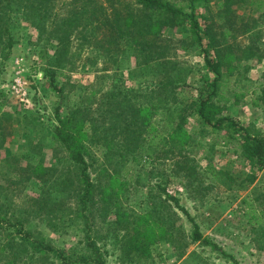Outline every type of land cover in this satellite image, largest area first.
Here are the masks:
<instances>
[{
  "label": "trees",
  "instance_id": "16d2710c",
  "mask_svg": "<svg viewBox=\"0 0 264 264\" xmlns=\"http://www.w3.org/2000/svg\"><path fill=\"white\" fill-rule=\"evenodd\" d=\"M199 3L206 10L202 14L195 12ZM21 21L29 23L37 31L39 42L45 43L39 54L45 64L43 74L61 101H65L66 93L80 91L81 102L71 106L64 116L61 106L55 110L59 124L53 125V136L78 169L74 198L76 211L85 225V251L68 253L50 241L34 238L20 218L12 222L0 220V233L13 228L17 234L9 250L43 254L61 264H107L104 252L93 239L92 228L98 208L104 204L111 207L107 208L105 218L117 208L116 224L122 226L126 236H132L127 241L130 253L145 255L144 248L155 242L160 233L168 235L173 245L183 241L185 251L189 244L200 243L239 264L203 236L180 200L167 194L164 188L161 198L163 194L166 198L162 202L171 201L187 218L192 226L189 236L168 225L165 210L157 205L146 215H133L130 222L122 220L127 211L120 205V195L113 185L110 186L113 195L105 192L103 198L107 200H101L97 206L95 183L85 157L84 128L90 126L93 141L108 151L116 149L125 163L172 161L174 172L187 178L199 177L191 151L203 148L201 141L206 136H217L224 146L232 145L249 167L234 175L230 169H217L208 161L205 174L230 191L241 192L254 185L259 177L256 171L264 177V133L246 128L226 115L232 100L227 88L234 71L240 75L235 62L264 60V0H0V75L18 43L13 32ZM176 30L182 35L177 41L164 34ZM242 37L247 39L246 43L240 40ZM192 48L200 49L203 69L213 75L205 79L195 100L181 98L177 93L187 86L188 73L186 64L176 59L177 52ZM127 57L136 61L134 79L149 72L151 81L139 83L138 88L126 85L120 63ZM79 62L95 69V82L87 86L70 81L61 85L57 80L76 72ZM110 79L113 82L108 87L105 82ZM239 82L241 79L236 80V84ZM261 87L263 90L252 106L264 109V86ZM194 116L202 126L198 137L187 127ZM0 128L4 126L0 124ZM261 194L264 197V187ZM242 203L247 205L252 232L259 239L258 247L264 251V212L248 199ZM175 216L178 217L177 213Z\"/></svg>",
  "mask_w": 264,
  "mask_h": 264
},
{
  "label": "rangeland",
  "instance_id": "374dc122",
  "mask_svg": "<svg viewBox=\"0 0 264 264\" xmlns=\"http://www.w3.org/2000/svg\"><path fill=\"white\" fill-rule=\"evenodd\" d=\"M205 11L203 3L197 4V14ZM13 33L18 43L0 75V124L4 126V129L0 128V220L12 222L14 218H20L34 238L50 241L68 253L72 250L83 253L85 225L76 211L78 207L74 198L78 187V169L53 136V125L59 124L55 110L61 106L64 116L71 106L81 102L78 97L80 91L66 93L67 97L62 102L44 77L45 64L39 54L45 43L39 42L37 31L29 23L21 21ZM164 34L175 41L182 36L178 30ZM240 40L247 42L243 37ZM176 59L188 67L187 86L181 87L177 93L181 98L195 100L205 79L209 76L213 78V75L204 71L199 48L178 51ZM135 63L134 58H125L120 63V74H125L126 85L138 88L139 83L151 81L152 75L146 72L139 79H134L132 71ZM235 64L240 75L237 76V71H234L228 78L227 91L232 100L226 115L246 128L264 133V109L252 106V101L263 90L264 60L253 59ZM244 66L248 69L244 70ZM98 68H101L100 62ZM76 70L67 79L59 78L57 81L61 85L70 81L79 86L95 82L94 68L79 62ZM17 77L31 91L28 104L21 103L11 93L13 80ZM237 79H241L239 84H236ZM112 82L107 80L105 85L109 87ZM187 127L196 137L202 128L195 116L190 117ZM84 131L87 134L84 140L87 147L85 157L95 183L97 206L101 200H107L103 198L105 192L113 195L110 191L113 185L120 195V205L127 211L122 220L130 222L133 215H146L153 205H157L165 210L164 219L168 225H173L176 232H185L189 236L192 226L187 218L171 201L162 202L166 198L164 194L161 198V189L164 188L167 194L180 200L181 206L199 225L203 236L232 255L239 264H264V251L258 247L259 239L252 232L247 205L242 203L243 199H248L250 204L264 212V197L261 196L263 174L256 171L259 175L257 182L241 192L230 191L205 174L208 161H212L217 169H230L234 175L248 170L249 166L235 153L232 145L226 147L219 142V137L206 136L201 141L203 148L190 154L196 162L199 177L187 178L174 172L172 161L125 163L116 149L108 151L104 145L93 141L90 126H86ZM107 208L111 207L99 206L92 221L93 239L104 252L107 264H234L213 248L200 243L189 244L185 251L183 241L173 245L168 241V235L161 236L160 233L157 239L154 238L155 242L144 248L145 255L130 253L132 250L127 241L132 236H126L122 226L116 224L117 208L105 218ZM16 238L13 228L0 233V264H61L43 254L9 250L10 242ZM186 241L190 243V240Z\"/></svg>",
  "mask_w": 264,
  "mask_h": 264
},
{
  "label": "built area",
  "instance_id": "2783aa9c",
  "mask_svg": "<svg viewBox=\"0 0 264 264\" xmlns=\"http://www.w3.org/2000/svg\"><path fill=\"white\" fill-rule=\"evenodd\" d=\"M11 93L14 94L15 97L21 101V103H30L29 97L32 95L31 91L28 89L27 85L21 78L17 77L13 80V84L11 86Z\"/></svg>",
  "mask_w": 264,
  "mask_h": 264
}]
</instances>
